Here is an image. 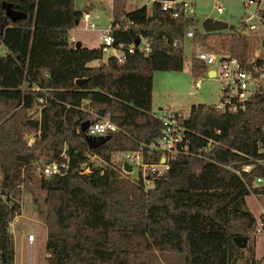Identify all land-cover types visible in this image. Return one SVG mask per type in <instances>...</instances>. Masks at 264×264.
Instances as JSON below:
<instances>
[{"label": "trees", "instance_id": "obj_1", "mask_svg": "<svg viewBox=\"0 0 264 264\" xmlns=\"http://www.w3.org/2000/svg\"><path fill=\"white\" fill-rule=\"evenodd\" d=\"M162 1L153 0L150 11H126V0H112L114 46L139 38L149 50L135 46L122 60L103 61L99 47L70 41L69 30L81 19L74 0H0V264L14 262L9 223L21 213L23 172L52 161L67 169L40 181L46 264H148L154 252L182 254L183 264L258 263L248 245L257 219L246 196L264 206V185L254 184L264 178V93L235 112L191 105L187 153L171 158L159 177L144 178L140 167L131 179L112 163L114 153L127 151H141L144 163L159 161L161 152L146 148L163 130L152 111L153 74L182 69L185 55L173 42L183 41L187 28L194 30L193 50L230 54L247 71L264 58L261 51L253 61L258 37L202 33L195 17L173 18ZM3 3L23 15L9 19ZM206 70L192 55L191 74ZM107 112L118 129L90 149L80 126ZM88 155L104 164L94 166ZM237 236L247 238L244 247Z\"/></svg>", "mask_w": 264, "mask_h": 264}, {"label": "rangeland", "instance_id": "obj_2", "mask_svg": "<svg viewBox=\"0 0 264 264\" xmlns=\"http://www.w3.org/2000/svg\"><path fill=\"white\" fill-rule=\"evenodd\" d=\"M224 4V12L218 14L213 9L214 0H194V16L197 20V28L202 31L201 21L205 17H215L233 24L237 31H241L244 10L241 0H221ZM74 7L83 14L89 11L91 15L98 14L99 19L96 20L95 29H90L83 19L69 31V34L77 41L82 42L84 47L98 48L101 44L99 36L101 29H106L112 19V0H74ZM152 0H126L125 10L132 11L134 9L146 6L150 11ZM230 30H221V32H229ZM191 39L184 38L183 53L185 55L184 64L179 71H155L153 74L152 87V111L156 114L161 112L187 113L193 104L204 103L216 105L222 98V87L217 79L211 77L205 72L203 75L193 76L190 72L191 57H195V50L192 49ZM200 48V47H198ZM119 51L109 50L103 53V58H107L113 53ZM196 58V57H195ZM200 81V87L195 88V81ZM159 108H162L161 110ZM29 140L34 141L33 136ZM89 162L94 166H100L104 163L101 158L96 155H88ZM20 158V156H19ZM129 161L132 166L131 173L125 174L121 171V176L127 175L131 179H136L138 167L131 159H126L122 152L114 153L112 163L118 168L124 162ZM36 163V162H35ZM23 172V182L21 185V226L26 228L27 233L34 236L31 248L25 244L24 250L26 257L23 256V248L20 246L19 239H16V259L17 262L28 264L31 260L32 264H46V226H45V208L43 205L44 191L40 187L41 179H44L39 173L38 162L35 166ZM122 168V167H121ZM142 168V167H141ZM140 168V169H141ZM88 171V170H86ZM147 175L148 172H145ZM256 184V182H254ZM148 185V183H147ZM151 185V184H150ZM246 203L250 211L254 214L257 222L264 217V206L261 200L253 194L246 196ZM26 233V234H27ZM254 246V257L257 264H264V232L250 233V241L248 245ZM248 247L245 248V257L248 256ZM247 259V258H245ZM240 260L237 264H250L246 260ZM148 264H183V255L176 253H151Z\"/></svg>", "mask_w": 264, "mask_h": 264}, {"label": "built area", "instance_id": "obj_3", "mask_svg": "<svg viewBox=\"0 0 264 264\" xmlns=\"http://www.w3.org/2000/svg\"><path fill=\"white\" fill-rule=\"evenodd\" d=\"M194 0H164L161 2V8L163 11L168 12L171 17L175 18L180 16H194ZM153 2V0H152ZM244 16L242 21V33L256 36L259 39V48L254 53L253 61H257L261 51H264L262 41L264 40V0H241ZM213 9L218 13L224 12V4L221 0H214ZM210 17V16H208ZM90 29H95L97 16H92L90 13H84L81 17ZM213 19H218L211 17ZM237 31V29H236ZM101 35L99 36L101 44L99 46L102 54L109 50L119 51L114 52V56L118 60L125 58L126 52L133 53L135 46L143 51L149 50V43L140 39L138 45L134 42L130 45H119V48L114 46V39L112 36L111 25L106 29H101ZM202 33H206L201 31ZM194 36V30L187 28L185 31V38L191 39ZM71 42H75V39L70 37ZM174 46H182L183 41H174ZM195 57L206 65L207 69L213 70V77L218 80L222 87V98L215 106L220 111L235 112L238 108H244L246 101L251 99L255 93H264V58L262 63L258 67H254V71L245 70L237 58L227 53H215L207 51L203 48H197L195 50ZM195 88L200 87V81L197 80L194 83ZM188 117L187 113H179L175 115L172 112H161L159 118L161 120L163 130L162 134L155 140L146 145L147 152L152 153L154 151H160L161 156L157 163H144L142 160L141 151H127L122 152L126 159H131L134 164L141 168L142 175L145 178V172L151 174L153 177H159L169 169V160L176 157L177 154L187 153L188 136L186 134V127L184 122ZM117 126L111 121L110 113L107 112L102 115L98 120L90 121V124L85 130V134L89 136L107 135L113 131H116ZM32 140H29V144ZM129 165V161L124 162L120 166V173L123 171L125 174L131 173L124 170V164ZM131 166V165H130ZM122 167V168H121ZM40 175L49 179L55 175L63 174L67 166L64 163L58 161H52L48 163H41L38 166ZM132 168V166H131ZM251 168L250 165L244 166V170L248 171ZM148 185L151 184L150 180H147ZM256 185H264V178L258 177L256 179ZM12 222L9 223V229H12ZM255 233L264 232V217L261 218L255 227ZM24 238L31 248L34 240V236L31 233L24 235ZM28 264H32L31 260Z\"/></svg>", "mask_w": 264, "mask_h": 264}, {"label": "water", "instance_id": "obj_4", "mask_svg": "<svg viewBox=\"0 0 264 264\" xmlns=\"http://www.w3.org/2000/svg\"><path fill=\"white\" fill-rule=\"evenodd\" d=\"M2 7L5 9L6 16L11 20L18 19L23 15L22 13L13 10L12 6L10 4L3 3ZM77 24H78V20L75 21V25H77ZM200 25H201V28L203 29V31L206 33L216 32V31H221V30H230V31L236 30V27L233 24H230L224 20L213 19L211 17H205L204 19H202ZM139 42H140L139 38H136L134 40V43L136 45H138ZM80 46H81V43L79 41H77L75 43V47L79 48ZM262 46L264 47V40L262 41ZM79 83H80V80H76V84H79ZM89 124H90V120H85L81 124L80 130L82 132H85V130ZM84 138H85V142L87 143L88 147L90 149H95V148L99 147L100 145H102L103 143H105L110 138V135L107 134V135H100V136H89V135L84 134ZM124 170H126L127 172H131L132 168L130 165L125 163L124 164ZM234 241L240 247H244L246 245L247 238L237 236V237H234Z\"/></svg>", "mask_w": 264, "mask_h": 264}, {"label": "crops", "instance_id": "obj_5", "mask_svg": "<svg viewBox=\"0 0 264 264\" xmlns=\"http://www.w3.org/2000/svg\"><path fill=\"white\" fill-rule=\"evenodd\" d=\"M75 5V4H74ZM78 11V10H77ZM87 13H90L89 11H86ZM85 12V13H86ZM82 15H83V13L81 12V17H82ZM92 16H97L98 17V19H99V15L98 14H94V15H92ZM82 19V18H81ZM97 19V20H98ZM112 20V19H111ZM79 23V22H78ZM73 29V28H72ZM70 31V30H69ZM70 35V34H69ZM70 37H72V38H74L73 36H71L70 35ZM75 42H76V40H75ZM80 43H81V45H83L82 44V42L80 41ZM88 48H92V47H88ZM112 55H114V53L112 54ZM111 56V55H110ZM108 58V57H107ZM107 58H103V61H105ZM92 64L93 65H96L97 64V61H94V62H92ZM206 72H207V74L209 75V76H211V77H213V70L212 69H207L206 70ZM160 110L162 109V108H159ZM248 206V205H247ZM22 217V211H21V213H20V215H18V216H16L15 218H14V220L12 221V226H13V228L12 229H10V232L12 233V235H13V240H14V262H13V264H22V262L21 261H19V263L17 262V259H16V249H17V246H16V239L18 240L19 239V242H20V246L23 248L22 250H23V256L24 257H26V251L24 250V246H25V244H27V242H26V240H25V238H24V235L27 233L26 232V228L24 227V226H21V224H20V218ZM27 246H28V244H27Z\"/></svg>", "mask_w": 264, "mask_h": 264}]
</instances>
